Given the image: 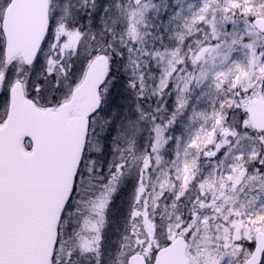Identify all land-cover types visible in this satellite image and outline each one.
Wrapping results in <instances>:
<instances>
[{"label":"snow or ice","instance_id":"6c2138e0","mask_svg":"<svg viewBox=\"0 0 264 264\" xmlns=\"http://www.w3.org/2000/svg\"><path fill=\"white\" fill-rule=\"evenodd\" d=\"M0 264H264V0H0Z\"/></svg>","mask_w":264,"mask_h":264}]
</instances>
